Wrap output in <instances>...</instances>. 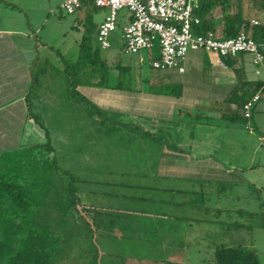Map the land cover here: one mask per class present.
I'll return each instance as SVG.
<instances>
[{"label":"crops","instance_id":"0c3cea01","mask_svg":"<svg viewBox=\"0 0 264 264\" xmlns=\"http://www.w3.org/2000/svg\"><path fill=\"white\" fill-rule=\"evenodd\" d=\"M261 1L264 0H230L226 10L232 13L239 10L251 25L252 20H257L258 25L264 26ZM58 2L61 7L63 0H0V154L28 146L29 142V145L42 142L39 141L41 134L38 135L35 128H28L31 118L28 104L35 85L33 70L43 55L47 57L44 58L46 65L43 70L50 62L53 67L63 61V66L77 67L79 77L74 75L62 86L69 98L68 108L63 111L68 127L76 128L85 140L81 149L88 166H83V174L77 175L82 186L80 190L110 197L106 204L85 202L84 206H87L86 211L92 217L101 213H113L115 217V221L111 222L107 221L105 215L100 230L129 231L134 234L138 231L160 232L165 243L167 264H189L194 250L202 255V262L197 264H204L205 251L206 256L212 254L210 259L216 264L213 250L218 245L249 247L258 253L249 241V245H246L245 242L214 238L219 229L212 226L216 216H227L229 213L223 214L222 211L234 212L236 209L220 203L225 195L217 193V189L214 192V188L207 189L200 185L207 186L208 182L219 180L220 174L229 173L217 155V150L230 151L229 141L225 145L214 139L216 125L207 120H224L233 116L236 107L227 101L239 76L249 81L264 82V77L255 74L250 56L240 53L226 62L228 59H222L215 53L189 50L183 60V71L177 68L158 69L151 64L152 70L145 69L140 61L124 62L122 65L121 61L116 62L110 57V77L114 84L92 83L86 78L92 72L91 65L86 68L79 55L66 59L67 63L64 60L67 52L56 47L61 42L60 37L51 31L52 28H45L49 18L55 16L54 7ZM96 7L92 0H82L71 13L77 15L72 27L78 32L79 45L83 38L90 39V30L93 29L92 32L97 35L102 19L90 24L88 32H85L84 23L90 9ZM102 9L107 13L106 8ZM223 14L222 8L217 6L207 16L214 23L211 29L219 36L223 30ZM57 18H53V21ZM120 21L122 19L118 17L117 26ZM148 53L152 56L151 60L156 59L158 48L155 46ZM100 77L106 79L102 74ZM75 92L90 100L102 112L87 111ZM52 109L61 111L59 107ZM37 110L42 109L38 106ZM109 120L110 127L126 129L124 136L118 133L122 138L118 140L125 141L126 144L122 145L128 153L121 158L117 156V162H121L126 170H105L95 175L93 160L89 156L92 152L91 138L93 134L106 132L104 127ZM114 148L119 150L117 146ZM75 150L74 147L73 153ZM100 159L101 167L106 161L102 157ZM107 163H111L110 157ZM87 174L91 176L90 179L86 178ZM89 183L97 184L96 189H89L86 186ZM194 183L195 186L190 185ZM106 185L124 186L130 191L108 189ZM171 191L179 193L181 202L175 205L168 201L171 198L167 194ZM194 194L199 195L197 202H192L196 200ZM209 195L213 196L212 199L216 197L217 202H212ZM227 197L229 199V195ZM211 236L214 239L205 243ZM158 259L153 261H161Z\"/></svg>","mask_w":264,"mask_h":264},{"label":"rangeland","instance_id":"374dc122","mask_svg":"<svg viewBox=\"0 0 264 264\" xmlns=\"http://www.w3.org/2000/svg\"><path fill=\"white\" fill-rule=\"evenodd\" d=\"M56 5L57 6L54 7L53 12L55 16L49 18V22L45 24V28H52L51 31L56 32L60 37L61 42L56 44V47L59 50H63V52H67V55L64 57L65 61L66 59L76 58L79 55L86 68L91 65L92 72L86 77L90 82L114 84V80L110 77L112 73L110 57H113L116 62L121 61L122 65L124 62L138 63L140 61L145 69L152 70V56L150 57L148 55V51L142 50L137 53H127L123 50L122 29L123 26L129 23L130 20L128 17L131 15L127 8L118 11V17L121 18L122 21L118 23L116 30L111 34L109 38L110 46L108 48H101L96 39V34L91 32L90 39L84 41L86 43V46L84 45L86 51H83L81 48L82 41L79 45L80 40L79 37L77 38L78 32L76 28L72 27L77 18L76 13H66V11L60 7L59 2ZM260 8L262 9L263 7L261 6ZM90 10L87 20L84 22L86 27L85 32L89 31L90 24L93 25V23L95 24L96 22L101 21V19L103 20L106 14V11L102 9V7H99V9L96 7ZM56 17L59 18L53 21V18ZM87 45H89V48H87ZM44 58L47 57L44 55L41 56L39 63L33 70L35 85L32 87L31 101H29L28 104L31 114L28 128H35L37 134H41L42 136V139L39 140L42 141L40 144L45 145L39 147L37 153L38 156L37 154L35 156L32 155L34 150L31 149V151H29L26 150L27 147L25 148V146H22L17 150L15 149L12 152L6 153L4 158H2L4 164L8 162L9 156H15L14 158L16 159L22 158V164L24 167H22L21 172L24 176L29 177L31 180L32 178L35 180V185L32 187V191L36 196L35 198L38 200L51 198H44V195L49 196L48 194H53L54 190L52 189V185L57 179V173L54 172L52 164H57L60 168L67 169L68 171L75 170V172H73L76 173V177L77 175L83 174V166H88V162L85 159V153L81 149L85 142L84 136L76 128L70 129L68 127V120H66L67 116L63 114L64 108H68L67 103L69 102V98L66 97L64 93L65 89H63L64 86H62V84H64V81L67 82V79L72 80L74 75L79 78L77 76V67L75 68L70 65L63 66L62 61V63L59 62L60 64H54L53 68L52 62H50L46 69L43 70V66L46 65ZM104 72H106L107 77L103 80L100 75ZM58 84H60L61 87H59ZM54 86L56 89L53 90ZM37 92H40V94L38 95ZM260 93L261 99L253 107L252 118L250 119L253 125L252 127L255 128L254 131H248L244 127L243 120L240 118L207 120L216 125L217 132L213 136L214 139L217 138L225 145H227V142L229 141L230 151L221 152L217 150V155L221 159L220 162L223 163V168L229 170V173L220 174L219 180L208 182L207 186L202 183L200 185L207 189L214 188V192L216 191L215 189H217V193L225 195V197L220 199V203H224L225 205H228V207L236 209L234 212L222 211L223 214L229 213L227 216H216V222L215 224L213 223L212 226L214 225L213 228L219 229L214 238H221L222 240L227 239L229 241L235 240L241 243L245 242L246 245H249V241L254 249L258 251L259 264H264V207H261L260 205L261 203H264V145L261 142V137L264 136V89L260 90ZM76 104L77 106L79 105V103ZM38 106L42 109L41 111L37 110ZM56 107H59L61 111L57 112L55 109H52ZM110 126L109 120V123L105 124L104 127L106 132L103 134H93L91 138L92 141L90 143L92 145V152H90L89 156L91 161L93 160L92 169L93 174L95 175L99 174V171L104 172L105 170H113L117 172L126 170L121 162H117V156L121 158V156H126V153H128L126 151L127 148L122 145L126 144L125 141L118 140L122 139L121 136L125 135L126 129ZM118 133H122L120 134L121 136ZM107 134L108 136H106ZM30 143L31 142H29V144ZM115 146L119 148L118 151L114 148ZM122 146L124 148H122ZM74 147L76 150L73 153ZM101 157L106 163L104 166L100 167L99 164L101 162ZM108 157L111 158V163H107ZM37 158L43 159V161L40 162ZM41 170L47 172L48 175L41 174ZM37 173L39 174L37 175ZM35 174L37 176H35ZM62 178L68 180L66 177ZM86 178L90 179L91 176L87 174ZM76 179H78V177ZM44 181H46L49 186L44 187V185H42ZM77 184L76 187L78 189L73 197H75L78 202V209L76 208L77 205L74 207L72 205L69 206L67 203L66 222L52 225V228L54 229L56 227L57 231L68 230L73 234L75 244L72 249L77 250V246H80L81 249L89 250L90 248L92 249V246L95 247L98 250L97 259L99 264H167L168 258L164 256L165 243L162 241V235L160 232L138 231L134 234L129 231L100 230L94 231L93 240L91 233L87 232V236L85 230H74L80 226H82L81 229L86 228L84 225H78L82 223L80 220H77V224L75 225L72 221L73 215H75L73 212H81L87 217V211L83 208L85 202L106 204L110 198L107 194L101 195L93 192L83 193V191L80 190V187H82L81 184L79 182ZM96 185L97 184L95 183L86 184L89 189H96ZM190 185L195 186L196 183ZM106 188H116L119 191H130L124 186L113 187L106 185ZM142 194L147 193L142 192ZM228 195L229 199L227 197ZM167 196L171 198V200L168 199V201L175 205L177 202H181V198L179 199V193L176 191H171ZM194 196L196 197V200H192V202H197L199 200V195L194 194ZM209 196L212 202H217L216 197L212 199L213 196ZM50 202L51 201L45 202L47 207L51 208L52 211L59 210V208L57 209L54 206L53 202ZM45 203L41 204L42 209H45ZM186 205H190V203H187ZM180 206L185 207L184 204H180ZM57 212L59 213V211ZM88 216L90 217L91 215ZM223 219H226L225 222H223ZM191 234L194 235V233H190L189 235ZM214 238L211 236V238L206 240L205 243L210 242V240ZM89 240H92L94 245H90L91 243ZM88 241L89 244H86ZM67 251L70 253L69 248H67ZM194 252H196L195 255L193 254ZM197 252L198 251L196 250L192 251L191 258L193 259L191 262L189 260V264L202 262L200 260L202 255ZM206 253L207 252L205 251V260L203 263L213 264L210 259L212 254L206 256ZM71 257H68L66 261H63L60 264L70 263L73 260ZM155 259L161 261L155 262L153 261ZM85 263L87 262L82 264Z\"/></svg>","mask_w":264,"mask_h":264},{"label":"trees","instance_id":"16d2710c","mask_svg":"<svg viewBox=\"0 0 264 264\" xmlns=\"http://www.w3.org/2000/svg\"><path fill=\"white\" fill-rule=\"evenodd\" d=\"M229 4L230 0H197L195 13L200 18V24L194 26V31L197 33H203L206 30L214 31L213 28L211 29L214 23L207 16L212 9L220 6L224 13L221 18L223 30L220 37L228 38L236 36L240 32H246L259 41L264 36V26L253 23L251 25L248 20L242 17L239 10L234 13L227 12L226 7ZM261 4L264 8V1H261ZM92 30H90L89 36ZM86 39L83 38L81 43L83 51H86V43L84 42ZM87 48H89V45H87ZM226 62H229V59ZM106 75V72L102 74L105 78ZM263 84L262 80L249 81L239 76L237 84L230 92L227 101L228 103H233L236 108L232 114L233 116L227 119L240 118L244 123L245 119L241 114L242 105L255 93L262 90ZM75 93L77 98L84 102L87 111L93 113L102 112L90 100L79 95L78 92ZM143 133L146 134V132ZM44 145L39 143L25 146V148L27 147L26 150L29 151L31 149L34 150L32 155L35 156L38 153L39 147H43ZM8 152L12 151L0 154V264H60L71 256L73 260L68 264H82L84 262H87L85 264H99L97 259L98 250L95 247L92 246V249L90 248L89 250L81 249L80 246H77L78 251L74 250L72 249L75 244L73 234L68 230L57 231L56 227L52 228V225L66 222L67 203L69 206L72 205L74 207L78 204L76 198L73 197L78 189L76 187L78 185L76 173L60 168L57 164H52L54 172L57 173V179L52 185L53 194H48L49 196L44 195V198H51L38 200L32 191L35 180L33 178L31 180L21 172L22 167H24L22 158L16 159L14 158L15 156H9L6 164L2 162V158ZM37 159L40 162L43 161V159ZM41 171V174L48 175L44 170ZM37 175L35 174V176ZM62 177H66L68 180ZM42 185L44 187L49 186L46 181ZM46 201L53 202L54 206L57 209L59 208L57 210L59 213L47 207ZM44 203L45 209H42L41 204ZM260 205L264 207V203ZM86 207L84 206L83 208L86 210ZM76 208L78 209V205ZM73 213L75 215H73L72 221L75 225L77 224V220H80L82 223L78 225H84L86 228L81 229L82 226H80L74 230H85L87 236V232L91 233L92 238L94 231H100V224L104 221L105 215H107V221H115V217L112 216L113 213H101L94 217H89L88 213L86 217L78 211ZM89 241L86 244H89ZM90 243V245H94L92 240ZM67 248H69L70 253L67 251ZM213 254L216 264H259L257 252L249 247L218 245L214 248Z\"/></svg>","mask_w":264,"mask_h":264},{"label":"built area","instance_id":"2783aa9c","mask_svg":"<svg viewBox=\"0 0 264 264\" xmlns=\"http://www.w3.org/2000/svg\"><path fill=\"white\" fill-rule=\"evenodd\" d=\"M82 0H63L61 7L66 13H73ZM97 7L107 9L104 19L97 28L96 39L101 48L110 46L109 38L116 30L118 11L127 8L130 21L122 29L123 48L127 53L140 50L150 51L155 45L158 57L151 64L154 68H177L183 71V60L189 50L201 49L215 53L222 59L234 58L240 53L250 56L254 72L264 77V36L255 40L246 32L223 38L212 30L203 33L194 31L200 24L196 15L197 0H92ZM259 24L257 20L251 21ZM225 66L224 61H221ZM261 99L258 91L242 105L244 127L252 131V110ZM264 145V136L261 137Z\"/></svg>","mask_w":264,"mask_h":264}]
</instances>
